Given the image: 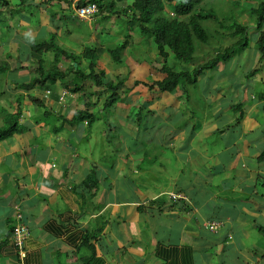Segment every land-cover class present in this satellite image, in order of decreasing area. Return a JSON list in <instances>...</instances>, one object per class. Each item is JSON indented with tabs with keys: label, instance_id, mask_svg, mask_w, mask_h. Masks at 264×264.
I'll use <instances>...</instances> for the list:
<instances>
[{
	"label": "crops",
	"instance_id": "crops-1",
	"mask_svg": "<svg viewBox=\"0 0 264 264\" xmlns=\"http://www.w3.org/2000/svg\"><path fill=\"white\" fill-rule=\"evenodd\" d=\"M85 1L0 0V104L8 107L7 121L18 102L24 129L0 142V264H83L91 248L89 264H264V61L256 48L264 22L257 30L249 20L255 9L244 7L264 0L242 1L229 26L217 21L228 39L236 25L245 27L252 53L203 70L195 81L199 102L185 86L170 93L151 87L163 78L156 50L145 68L134 64L137 58L125 55L130 36L121 41L124 67L115 71L122 58L115 63L105 53L113 40L89 22L134 13L120 3V13L76 19L74 7ZM72 20L88 27L73 30ZM50 38L68 54L101 51L94 74L102 72L103 83L123 79L110 108L102 109L103 86L75 84L76 68L89 71L87 59L34 52L35 43ZM39 74L46 78L39 90L24 88ZM94 106L107 118L93 125L100 122ZM84 107L92 124L66 122ZM90 173L91 192L83 183ZM170 194L184 200L172 203ZM14 205L28 231L21 261L9 239ZM209 220L221 228L203 230Z\"/></svg>",
	"mask_w": 264,
	"mask_h": 264
},
{
	"label": "trees",
	"instance_id": "trees-1",
	"mask_svg": "<svg viewBox=\"0 0 264 264\" xmlns=\"http://www.w3.org/2000/svg\"><path fill=\"white\" fill-rule=\"evenodd\" d=\"M60 1V0H59ZM127 0H88V3H94L99 10L105 8L106 10H113L115 3H124ZM203 0H179L177 3L174 0H131L129 10L134 13V17L129 20L130 23L134 22L138 29V35L143 39H151L154 49L156 50L157 57L160 61L159 71L163 78L160 81L151 83V87H155L160 92H172L177 86L194 85L198 75L207 69H212L218 62H225L231 58L236 50H243L247 45V38L243 32L245 27L236 25V32L240 31L238 35V42L232 45V49H227L220 54L213 56V58L206 61L200 66L191 70H181L179 72L174 71L166 64L168 56H171L174 60L183 64H190L194 59V43L204 45L207 42V35L201 27V21L208 18V15L201 14L198 6ZM173 3L171 7L172 15H167L166 5ZM85 3H79L77 6L84 5ZM256 14V26L257 30L259 26L264 22V1L254 10ZM63 22V21H62ZM237 36V35H236ZM256 48L260 54V60L264 61V31H260ZM34 52L50 51L55 56H62L65 59H69L71 62L77 63L79 60L87 59V73L76 68L75 77L80 81L91 80L96 86H103L104 93L107 94L102 109L107 110L117 100V91L123 86V79L116 77L113 82L103 83V73L94 74L93 68L95 63L93 62L94 51L87 48L84 49L80 55H72L62 51L54 42L53 38L45 42H37L33 45ZM124 50V43L119 46L105 49L107 55L113 62L119 63L121 61V53ZM92 59V60H91ZM39 71L42 72V66L39 67ZM51 72L55 73V68L51 69ZM44 80L46 78H43ZM44 80L40 74L27 83V90L41 87ZM137 83H134L136 85ZM31 99V98H29ZM89 107H84L83 110L72 114L71 118L66 122L69 124H80L85 122L90 125L95 117L88 111ZM20 110H18V102L16 112L10 115L5 122V127H0V142L6 140L14 134L23 133L24 129L17 123ZM84 186L91 192L92 188H95L96 179L93 173H90L83 181ZM94 257V250L91 248L88 258H85L83 264H89Z\"/></svg>",
	"mask_w": 264,
	"mask_h": 264
},
{
	"label": "rangeland",
	"instance_id": "rangeland-1",
	"mask_svg": "<svg viewBox=\"0 0 264 264\" xmlns=\"http://www.w3.org/2000/svg\"><path fill=\"white\" fill-rule=\"evenodd\" d=\"M179 0H174L175 3H177ZM242 1L244 0H227L226 5L225 3H222V6L220 7V0H203L200 5L198 6L199 11L201 12V14H211L214 16V19H205L201 21V27L202 29L205 31L206 35H207V42L202 45V44H198V43H194V54L193 57L194 59L192 60L191 64L194 65H200L203 63H205L206 61H208L209 59L213 58V54L215 52V50H223V47L225 49V47L227 49H232V45L233 43L237 40L238 35L241 34L240 31L237 32V36H232L233 38L228 39L226 38L225 34L226 29L225 28H219L217 26V21H222L224 26H229L232 24V22H236L237 21V17L242 13L243 9H242ZM263 1V0H260ZM131 2V0H127L126 4H129ZM233 2V3H232ZM236 3V4H234ZM126 4H120V3H115L113 10L117 11V13L121 12L122 10L120 8H124ZM173 4H169L166 5V12L167 15L171 14V7ZM256 6V5H255ZM253 6H247L244 5V7H251L256 9V7ZM42 7L43 6H38L37 8ZM7 7H3V11L6 10ZM250 10V9H249ZM109 10H105L102 13L104 15H108L109 16ZM253 12V11H252ZM128 19H131V15L127 14V15H118V17H110L109 21L107 20H90L89 25L91 27H95L98 26V24L101 25V28L104 30V33H107L108 37V41L113 40L108 47L109 48H113L114 46H117L121 43V41L123 40V37H125L127 40L130 36V41H129V48L127 49L128 51H126L127 53L125 55L137 58V61H134L133 63L136 65H139L140 63H142L144 65V68L146 67V65L148 63L151 62V59H153L152 57V51H154V45L151 41V39H143L141 40V37L138 36V29L136 24L133 27H126V21ZM256 23V14L253 12L252 15H249V20L251 23H254V20ZM71 29L74 30V27L79 26L80 28L86 29L88 26L87 24H82L80 22H78L77 20H72L71 21ZM128 30L130 32H128ZM129 34V35H128ZM128 35V36H127ZM225 36V37H224ZM106 37V36H105ZM135 38H139L141 41H137L136 43ZM227 43V44H226ZM226 44V45H224ZM247 47L244 50H236L233 54H231V58L230 61L232 59H241L244 55H247L248 53H252V51L250 50L251 44H249V42H247ZM92 49H95V55H93V60H95V63L100 65L103 64L102 61H100L101 57H98V53L97 52H101L98 51V48H95V46L92 47ZM226 49V50H227ZM133 51V52H131ZM46 52V51H44ZM219 52V51H217ZM97 53V54H96ZM106 53V52H105ZM100 55V54H99ZM125 55L121 56L122 61L120 65H117V67L115 66L116 64L113 63L109 58L106 59V62L108 61V65H109V69L112 70L115 67V71H117L120 66L124 67L123 62H124V58ZM97 61V62H96ZM131 62V61H130ZM176 64H173L171 62V60H169L166 64L169 66H172V69L176 72H179L181 70H188L189 66L191 64H183L181 62H178L177 60H175ZM245 62V61H244ZM50 64V63H49ZM196 65V66H197ZM195 67V66H194ZM143 69V67L141 68V70ZM209 70V69H207ZM127 72H130V67L126 68ZM144 74H148V71H144ZM1 76V74H0ZM114 78V75H111V79ZM122 79V78H120ZM80 80L75 79V84L79 85L80 84ZM197 85V86H196ZM199 85L200 83L197 81L194 83V85H188L186 84L185 87H187V89L190 90V93L197 96L195 98L196 101L199 102L200 99H202L203 97H198L199 95ZM53 85H50L49 87L52 89ZM35 89L39 90L40 87H36ZM38 92V91H37ZM79 105H82V102L80 100ZM195 107L198 108L197 104H193ZM8 111V107H3L0 104V127L4 128L5 125V121L7 118V115L4 112ZM90 111L97 115L99 117L100 122H93L94 123H102V121L104 119L107 118V115L105 114L106 111H101V106H94L92 109L90 108ZM54 120V119H53ZM51 118L49 117V121H52ZM144 119L142 118V121ZM112 122H117V120L112 119ZM118 123V122H117ZM92 124V123H91Z\"/></svg>",
	"mask_w": 264,
	"mask_h": 264
},
{
	"label": "built area",
	"instance_id": "built-area-1",
	"mask_svg": "<svg viewBox=\"0 0 264 264\" xmlns=\"http://www.w3.org/2000/svg\"><path fill=\"white\" fill-rule=\"evenodd\" d=\"M74 13L76 18H78L79 20L89 19L96 13V7L93 4H89L86 5L85 7L77 8L74 11ZM179 198L180 197L177 195L170 194V199L172 201H175ZM14 208L15 210H17L16 207ZM14 219H15V224L12 227L10 238L14 248L16 249L18 258L22 259L23 258L22 243L27 235V231L21 223V216L18 212L15 213ZM221 225L222 223L220 221H208L203 224V229L206 230L207 232L215 233L221 227Z\"/></svg>",
	"mask_w": 264,
	"mask_h": 264
},
{
	"label": "clouds",
	"instance_id": "clouds-1",
	"mask_svg": "<svg viewBox=\"0 0 264 264\" xmlns=\"http://www.w3.org/2000/svg\"><path fill=\"white\" fill-rule=\"evenodd\" d=\"M88 0H86L85 2H83V3H85L84 5H81V6H75L74 7V11L77 9V8H82V7H85L86 5H89V4H93L95 7H96V13L91 17V18H89V19H94L95 17H97L99 14H100V12L102 11V9H105V8H102L101 10H99V8L94 4V3H88L87 2ZM126 2V1H125ZM82 3V2H81ZM171 4H173V3H171ZM129 5L130 4H128L127 6L129 7ZM73 11V12H74ZM132 12V11H131ZM74 15H75V13H74ZM170 15H172V13L170 14ZM76 17V16H75ZM76 19H78V18H76ZM88 19V20H89ZM83 20H86V19H83ZM121 56H122V54H121ZM0 70H2V68L0 67ZM48 94V91H46L45 92V95H47ZM68 93L66 92V91H63L62 93H61V97H60V100H62L63 99V97L65 96V95H67ZM15 112H16V109H15ZM15 112L14 113H12L11 115H13V114H15ZM18 120V119H17ZM173 195H177V196H179L180 198L179 199H177V200H175V201H172L171 199V201H172V203H174V202H179V201H183L184 200V198L182 197V196H180V195H178V194H173ZM169 198H170V195H169ZM14 207H16L17 208V210H15V208ZM13 211H14V216H15V213L16 212H18L19 214H20V216H21V223H22V215H21V213H20V211H19V209H18V207H17V205H14L13 206ZM14 216H13V224H12V226H11V229H10V233H9V239H10V241H11V238H10V235H11V231H12V227L14 226V224H15V219H14ZM209 221H217V220H209ZM206 222H208V221H206ZM205 222V223H206ZM221 222V221H220ZM222 223V222H221ZM204 224V223H203ZM23 225V224H22ZM24 227H25V225H23ZM222 226V225H221ZM202 228H203V225H202ZM221 228V227H220ZM219 228V229H220ZM25 229H26V231H27V228L25 227ZM218 229V230H219ZM204 230V229H203ZM217 230V231H218ZM206 231V230H205ZM216 231V232H217ZM210 233V232H209ZM27 235H28V231H27ZM27 235H26V237H27ZM25 237V238H26ZM24 238V239H25ZM24 241V240H23ZM11 243H12V241H11ZM12 246H13V244H12ZM14 247V246H13ZM22 251H23V243H22ZM18 257V256H17ZM23 257H24V252H23ZM19 259V258H18ZM22 259H19V261H21Z\"/></svg>",
	"mask_w": 264,
	"mask_h": 264
}]
</instances>
